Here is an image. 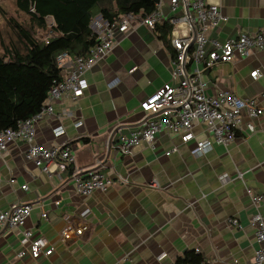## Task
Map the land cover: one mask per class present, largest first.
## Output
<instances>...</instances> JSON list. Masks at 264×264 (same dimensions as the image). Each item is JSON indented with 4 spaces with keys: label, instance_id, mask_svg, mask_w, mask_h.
Wrapping results in <instances>:
<instances>
[{
    "label": "crops",
    "instance_id": "obj_1",
    "mask_svg": "<svg viewBox=\"0 0 264 264\" xmlns=\"http://www.w3.org/2000/svg\"><path fill=\"white\" fill-rule=\"evenodd\" d=\"M210 1L227 17L210 36L224 40L242 30H264V0ZM172 58L170 42L138 24L85 73L88 86L81 96L64 94L53 102L52 114L35 120V141L63 143L75 156L73 164L57 159L44 171L24 158L25 142L8 145L0 157V211L15 204H28L31 211L23 227H0V264H177L191 250L201 264H253L257 242L250 218L256 208L244 185L264 193V49L202 72L207 93L223 89L258 100L263 113L252 120L253 131L244 128L227 147L213 143L196 156L166 132L157 135L154 148L141 142L130 155L120 154L114 148L119 134L138 125L141 100L169 83ZM57 126L63 128L59 135ZM195 130L207 136L202 126ZM174 144L179 150L165 155ZM92 168L128 181L81 195L73 173ZM84 213L88 230L62 241L66 217L77 222ZM23 228L46 238L52 254L32 258Z\"/></svg>",
    "mask_w": 264,
    "mask_h": 264
},
{
    "label": "built area",
    "instance_id": "obj_2",
    "mask_svg": "<svg viewBox=\"0 0 264 264\" xmlns=\"http://www.w3.org/2000/svg\"><path fill=\"white\" fill-rule=\"evenodd\" d=\"M154 10L150 14L124 13L115 19L104 18L101 13L94 14L90 28L95 34L96 43L86 55L70 56L66 51L57 55V62L67 73L59 80L53 81L40 110L31 117L18 121L15 127L0 131V157L7 151L8 145L20 139L26 144L24 158L32 161L44 171L59 159L66 164H73L75 156L63 143L45 146L35 141V120L44 113H53V102L64 94L77 98L88 86L85 73L96 62L104 59L117 42L119 36L126 35L138 24L151 30L156 26L168 24L170 27V45L173 49L169 83L157 89L140 102L143 112L138 125L129 133H120L114 148L122 155H130L134 146L143 142L154 148L157 135L161 132L178 136L180 144L189 145L192 155H201L211 149L213 143L227 147L244 128L254 130L252 120L263 113L256 98H245L229 90H217L214 94L206 91L207 81L202 77L204 69L217 64L231 62L235 57H245L253 49H264V30L255 32L242 30L235 38L219 40L210 36V30L217 29L227 17L220 5L210 0H153ZM30 11H34L30 4ZM50 21V18H48ZM53 25V20L50 21ZM157 31V30H156ZM51 34L45 35L47 42ZM258 71L250 75L255 78ZM264 97V92L262 94ZM247 121L244 122L243 118ZM81 125L80 121L74 126ZM202 126L207 136H199L196 127ZM63 132L61 126L54 128V133ZM179 145H172L165 155L177 152ZM238 178L242 173L238 172ZM10 179V182H13ZM127 178L104 174L99 168L85 172L73 173V183L81 195H90L93 191L106 192L114 183H125ZM26 188V185H22ZM255 211L250 218L254 227L257 247L254 250L253 264H264V193H254L244 185ZM31 208L28 204H15L9 209L0 211V227L15 229L24 226ZM88 213L73 222L66 217L60 230L62 241L81 236L88 230L85 220ZM46 217V213L42 214ZM230 223L238 225L236 219ZM23 242L32 258L46 257L52 254L53 247L46 238L36 236L29 228L22 229ZM23 253V252H22ZM21 253V254H22ZM189 264V263H182Z\"/></svg>",
    "mask_w": 264,
    "mask_h": 264
},
{
    "label": "trees",
    "instance_id": "obj_3",
    "mask_svg": "<svg viewBox=\"0 0 264 264\" xmlns=\"http://www.w3.org/2000/svg\"><path fill=\"white\" fill-rule=\"evenodd\" d=\"M16 11L23 13V22L8 18L12 38L2 37L0 45V131L15 127L43 105L53 81L61 80L63 68L57 55H86L96 43L89 26L94 8L104 18L115 19L124 13L150 14L153 0H14ZM33 4L34 11H30ZM53 25H48V18ZM160 38L169 43L168 24L156 26ZM48 37L47 42L44 37ZM5 35V34H4ZM3 36V35H2ZM7 36V35H6ZM200 254L186 251L177 264H201Z\"/></svg>",
    "mask_w": 264,
    "mask_h": 264
},
{
    "label": "rangeland",
    "instance_id": "obj_4",
    "mask_svg": "<svg viewBox=\"0 0 264 264\" xmlns=\"http://www.w3.org/2000/svg\"><path fill=\"white\" fill-rule=\"evenodd\" d=\"M93 11H94V14L99 13L97 7H95ZM11 17H14L15 19L21 22H23V20L26 18V16L23 13H18L16 11L14 0H0V39L4 37V39L7 41L8 38L13 37L12 33L8 31L9 25L7 22V19ZM50 21H52L51 17H50ZM50 21L48 20L49 26H51L52 24ZM1 52H2V46L0 45V53Z\"/></svg>",
    "mask_w": 264,
    "mask_h": 264
}]
</instances>
